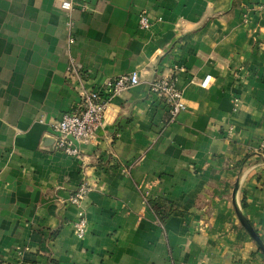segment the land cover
Returning <instances> with one entry per match:
<instances>
[{"label": "crops", "instance_id": "1", "mask_svg": "<svg viewBox=\"0 0 264 264\" xmlns=\"http://www.w3.org/2000/svg\"><path fill=\"white\" fill-rule=\"evenodd\" d=\"M62 1L0 0V264H264L236 211L264 241V0ZM131 72L81 157L49 149L82 89ZM165 74L174 121L150 91Z\"/></svg>", "mask_w": 264, "mask_h": 264}, {"label": "built area", "instance_id": "2", "mask_svg": "<svg viewBox=\"0 0 264 264\" xmlns=\"http://www.w3.org/2000/svg\"><path fill=\"white\" fill-rule=\"evenodd\" d=\"M61 7L66 11H70L72 2L63 0ZM139 24L142 28H148L152 22L146 13H142ZM68 25H73L71 19ZM74 40V36H71L69 43L72 44ZM140 81L141 77L138 72L122 73L99 87L82 89L79 108L64 113L61 118L51 123L53 134L57 139L55 150H60L72 157H81L82 145L92 142L104 124L111 100L125 89L137 85ZM212 81L213 75L209 74L199 84L203 88H209ZM150 91L168 105L171 121H174L187 108L184 91L178 86L176 74L154 77L150 82ZM254 149L260 154L264 153V140L260 141ZM90 191L91 187L86 183H82L69 198V203L78 209L73 227L75 235L80 239L84 238L89 230V219L83 207V202Z\"/></svg>", "mask_w": 264, "mask_h": 264}, {"label": "water", "instance_id": "3", "mask_svg": "<svg viewBox=\"0 0 264 264\" xmlns=\"http://www.w3.org/2000/svg\"><path fill=\"white\" fill-rule=\"evenodd\" d=\"M46 138L50 139L49 149L55 150V146H56V142H57L56 137L51 136V135H47ZM238 189H239V182H237L235 185L234 200L236 199V193H237ZM236 211H237V215L239 217L241 224L248 231V233L251 235L253 240L258 245L259 249L264 253V241H263V239L261 238V236L259 235L257 230L254 228L252 223L249 221V219L243 214V212L241 211V209L239 208L238 205H236Z\"/></svg>", "mask_w": 264, "mask_h": 264}, {"label": "trees", "instance_id": "4", "mask_svg": "<svg viewBox=\"0 0 264 264\" xmlns=\"http://www.w3.org/2000/svg\"><path fill=\"white\" fill-rule=\"evenodd\" d=\"M160 215H161V218H165V215L164 214L160 213Z\"/></svg>", "mask_w": 264, "mask_h": 264}]
</instances>
